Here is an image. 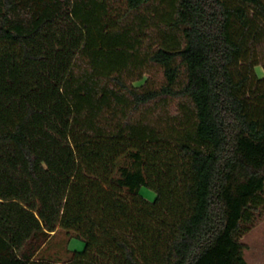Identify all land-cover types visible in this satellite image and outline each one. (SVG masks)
<instances>
[{
    "label": "trees",
    "instance_id": "1",
    "mask_svg": "<svg viewBox=\"0 0 264 264\" xmlns=\"http://www.w3.org/2000/svg\"><path fill=\"white\" fill-rule=\"evenodd\" d=\"M257 66L264 0H0V264H251Z\"/></svg>",
    "mask_w": 264,
    "mask_h": 264
},
{
    "label": "rangeland",
    "instance_id": "2",
    "mask_svg": "<svg viewBox=\"0 0 264 264\" xmlns=\"http://www.w3.org/2000/svg\"><path fill=\"white\" fill-rule=\"evenodd\" d=\"M256 71L260 76L264 75L262 66H257ZM141 82H137L140 84ZM141 193L150 201L156 197V192L147 187L142 186ZM67 233L63 229H59L53 237V242L49 248L44 249L45 255L65 258L68 254L66 250ZM242 241L246 244L245 257L251 264H264V215L259 218L255 226L242 237ZM69 248L72 250H83L85 242L78 237H71L69 240Z\"/></svg>",
    "mask_w": 264,
    "mask_h": 264
}]
</instances>
